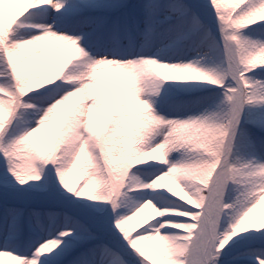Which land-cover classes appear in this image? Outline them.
<instances>
[{"label":"snow or ice","instance_id":"1","mask_svg":"<svg viewBox=\"0 0 264 264\" xmlns=\"http://www.w3.org/2000/svg\"><path fill=\"white\" fill-rule=\"evenodd\" d=\"M262 3L243 0L233 8L229 0H32L23 13L5 8V43L0 44L3 260L264 264V231L237 235L264 226L233 232L231 220L221 228L230 216L224 205L244 195L230 168L246 167L256 177L264 173V63H255L264 51V20L228 29ZM233 36L251 41L252 50L240 60L231 54ZM122 70L134 73L136 104L147 102L150 114L169 122L164 132L149 136L146 148L136 146L157 149L162 156L133 163L126 172L110 152L123 127L121 113L114 112L102 129L93 118L103 107L98 86ZM209 87L219 89L218 100L203 91ZM57 102L70 105L69 115L61 135L42 148ZM216 114L227 124L229 152H214L206 167L193 168L168 133L203 126ZM24 153L29 159L15 164L12 158ZM98 168L106 175H96ZM181 168L200 181L190 200L151 186ZM177 179L184 182L183 176ZM246 192L245 210L264 197V180H253ZM148 200L162 214L134 216ZM133 220L138 230L129 226ZM142 221L150 222L140 226ZM152 240L159 242L155 252L145 245Z\"/></svg>","mask_w":264,"mask_h":264},{"label":"clouds","instance_id":"2","mask_svg":"<svg viewBox=\"0 0 264 264\" xmlns=\"http://www.w3.org/2000/svg\"><path fill=\"white\" fill-rule=\"evenodd\" d=\"M242 2L243 0H238L237 4H232L230 6L235 8L238 7ZM30 3L31 0H21L20 3L15 5L5 4L4 8L16 7L20 10L21 13H23V11L27 9ZM257 20H264V3L255 8L254 11L248 13L245 16H242L238 21L230 23L228 25V29L231 32L233 26L242 28L247 26L248 24L255 23ZM5 34V28H3V30H0V44L5 43ZM27 43L29 42L26 41L25 45H21V47L26 46ZM260 43L264 44V41H261ZM229 44L231 46V54L234 60H240L241 57H244L248 54V52L252 50L251 41L248 37L233 36V38L229 41ZM255 63H264V51H261L257 54V56L255 57ZM81 70H83V67H81ZM39 86L40 85L37 84V87ZM61 106L62 105H60V102H57V104L53 106V112L58 110ZM150 107L151 106L147 104V102H145L140 107L142 113V124L139 128L143 129L144 132H137L135 140V145H139L140 149L146 148L149 136L158 135L164 132L166 128H169V122L164 119L162 115L156 117L154 114H150ZM168 135L176 150H182L185 154L186 159L189 161L191 153L184 138L182 136H177L175 134V130L170 131ZM193 135L197 145L204 149V151L200 154V168L207 166L209 160L212 158V153L224 151L227 154L229 152L227 124L223 120L221 114L210 116L208 123L197 129ZM137 151L142 154V158L139 159L138 162L157 159V156L160 154L157 149L140 151L137 148ZM175 173L179 174L178 176H183V183H181L177 179V184L170 187L165 185L163 179L157 177V179L152 182L151 186L156 188L165 187L169 192L178 197L180 200H190L192 198V194L199 192L201 185L192 183L191 179L189 178L192 176L191 170L189 169H176ZM229 174L234 176L238 183L243 186L242 191L244 192V195H242L238 201H234L231 204L224 205L225 208L230 209V216L235 222L233 224V232H235L237 228H239L240 230H244L245 228L257 223L261 226H264V210H261V206L264 205V199L261 198V200L258 201L257 204L247 208L246 210L243 206L244 202L247 199L246 189L250 188L253 180H264V173H261L259 177H256L252 174L250 169L242 166L238 168H230ZM96 175L103 177L106 174L102 168H98L96 169ZM129 180H131V177H129ZM93 183L95 184V180H93ZM185 185H187L188 187L186 188ZM104 188L105 190H110V183L106 181ZM142 214L149 217H155L161 215L162 212L151 200H148L145 201V203L141 205V207L137 209V212L133 215L136 216Z\"/></svg>","mask_w":264,"mask_h":264},{"label":"rangeland","instance_id":"3","mask_svg":"<svg viewBox=\"0 0 264 264\" xmlns=\"http://www.w3.org/2000/svg\"><path fill=\"white\" fill-rule=\"evenodd\" d=\"M20 2H21V0H0V30H3V28L5 26V8H4V5L5 4H18ZM133 2H134V0H133ZM229 3L230 4H237L238 0H229ZM18 11H20V10L18 9ZM257 23H259V22H257ZM255 27H256L255 24L248 26V29H246V31H248L252 28H255ZM209 56L211 57L212 54L210 53ZM219 59H220V57L217 56L216 62H219ZM209 62L210 63L212 62L211 59H209ZM115 76H116V74L111 79L104 81L102 84H100L98 86L100 89V95H101L102 101H103V107L100 109H97L94 112L93 118H94V121L96 123L97 128L102 129L104 121L106 119H109L114 112L119 111L121 113L123 127L120 128V130L116 134L118 138L114 139L112 141V148H111L110 152L114 153L113 163L118 166V169L120 171L126 172L128 167H130L133 163L138 162V160L142 158V154H140L137 151V148L135 145V140H136V136H137L136 129H138L140 127V125L142 124V120H141L142 113H141L140 107L135 102L134 89H131V91L134 93L133 98L127 99L126 101H122V102L118 101L116 99V97H115L116 89L113 87V84L115 83V81H114ZM41 82H43V81H41ZM203 91L205 93L212 94L214 99L218 100L220 98L218 95H216L217 93H219V89L209 87V88L204 89ZM73 103H76V101L74 100ZM69 107H70V105L61 106L58 110H56L52 113L51 118L49 120L50 129L45 131L43 138L40 140V146L42 148H46L57 136L61 135L62 125H63L65 119L69 115V111H68ZM160 110L161 111H167V109L164 107H161ZM253 118H256L255 113L253 114ZM200 127L201 126L196 125V126H192L190 128H187V129L178 130L175 133L177 136H182L184 138V140L187 142L188 147H189V151L191 153V156L189 158V163L193 166V168H199L200 167V164H201L200 154L204 151V149L202 147H199L197 145V143L194 139V135H193L196 132V130L199 129ZM159 153L160 154L157 156V158H160L162 156V152H159ZM219 153H220V155L226 154L224 151H221ZM235 155H237V154L233 153V157H235ZM241 155H242V159L247 158L243 154H241ZM174 156L178 158L179 153H175ZM12 159H13L15 164H23L26 162L25 160L29 159V157H28L27 153H24V154H22V156L13 157ZM40 163H41L40 161L36 162L37 167L39 166ZM171 175H172L171 178H175V182H173V184H174L173 186H175L177 184V176L179 174L173 173ZM168 176H166L163 179V182L165 183L166 186H167L166 178ZM189 178L191 179L193 184H200V181L197 180L194 175H192ZM85 179H87L86 175L81 176L80 180L78 181L77 186H79V184L83 183ZM158 191H167V190L166 189H160ZM170 195H173V194H170ZM234 195H235V193H232L229 195L228 198L231 199L232 196H234ZM262 199H264V197H262ZM261 210H264V205L261 206ZM137 219H139V217ZM231 220H232L231 216L226 217L221 224V228L224 229V228L229 227ZM147 222H150V221H142L140 226H144V224ZM129 226L133 228V231L138 230V228L136 227V220L130 221ZM178 231H183V230H178ZM254 231H264V229H260V230L249 229V230H246V232H242V233H239L237 235L238 236H244V235H246L247 232H254ZM232 239L234 240V239H236V237H233ZM231 243H232V241L230 240L229 244H231ZM145 245L150 250L155 252L158 250L159 242H158V240L147 241V242H145ZM225 247L227 248L228 245H226ZM4 261H5V264H19V262L16 261L12 257H4V260H3V257L0 256V264H4Z\"/></svg>","mask_w":264,"mask_h":264},{"label":"bare ground","instance_id":"4","mask_svg":"<svg viewBox=\"0 0 264 264\" xmlns=\"http://www.w3.org/2000/svg\"><path fill=\"white\" fill-rule=\"evenodd\" d=\"M32 2V0H31ZM115 83L113 84V87L116 89L115 97L118 101H126L127 99H131L134 97V93L131 91V89H134V73H132L130 70H122L115 73ZM113 81V82H114ZM112 82V83H113ZM50 129V124L48 122L47 127L45 131ZM172 175H169L166 178V184L167 186H173V182H175V178H171Z\"/></svg>","mask_w":264,"mask_h":264}]
</instances>
